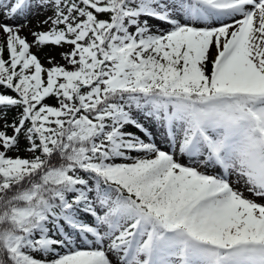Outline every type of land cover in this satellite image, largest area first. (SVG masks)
<instances>
[{"label":"snow or ice","instance_id":"1","mask_svg":"<svg viewBox=\"0 0 264 264\" xmlns=\"http://www.w3.org/2000/svg\"><path fill=\"white\" fill-rule=\"evenodd\" d=\"M0 264H264V0H0Z\"/></svg>","mask_w":264,"mask_h":264},{"label":"rangeland","instance_id":"2","mask_svg":"<svg viewBox=\"0 0 264 264\" xmlns=\"http://www.w3.org/2000/svg\"><path fill=\"white\" fill-rule=\"evenodd\" d=\"M49 13H44V14H40V15H34V16H32V17H30L29 18V26L31 27V29H35V28H37V21H39V20H42V19H44V16L45 15H48ZM35 19H34V18ZM7 22V21H6ZM22 21H16V23H21ZM7 23H12V22H7ZM40 27H44L43 25H40ZM26 32H28V28H26ZM29 40H31V36H29ZM64 50H66V49H59V48H57V49H50V48H46V49H44V51L43 52H41V53H39L38 55L40 56V58H41V60H42V62H45L46 63V61H45V57L47 56V55H52V56H55L56 57V59H57V61L59 62V63H63V61L60 59V56H59V53L61 52V51H64ZM33 51H35V49H33ZM54 101H48V103H53ZM15 115V112H10L9 114H8V118H9V120H11L12 119V117ZM9 135H11V131H9ZM22 147H23V142H22ZM9 155H26V153H24L23 151H21L20 153H9ZM247 194V193H246Z\"/></svg>","mask_w":264,"mask_h":264},{"label":"bare ground","instance_id":"3","mask_svg":"<svg viewBox=\"0 0 264 264\" xmlns=\"http://www.w3.org/2000/svg\"><path fill=\"white\" fill-rule=\"evenodd\" d=\"M34 18V17H33ZM35 19V18H34ZM30 21V20H29ZM8 22V21H7ZM9 22H12V23H16V21H9ZM29 28L31 29V27L29 26ZM29 28H28V30H29ZM22 35H25V34H27V32H26V29L24 30V32H22L21 33Z\"/></svg>","mask_w":264,"mask_h":264},{"label":"trees","instance_id":"4","mask_svg":"<svg viewBox=\"0 0 264 264\" xmlns=\"http://www.w3.org/2000/svg\"><path fill=\"white\" fill-rule=\"evenodd\" d=\"M9 94H11V93H9Z\"/></svg>","mask_w":264,"mask_h":264}]
</instances>
